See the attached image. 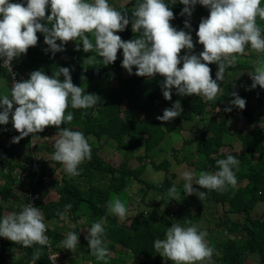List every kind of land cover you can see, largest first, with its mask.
Instances as JSON below:
<instances>
[{"label":"clouds","instance_id":"obj_1","mask_svg":"<svg viewBox=\"0 0 264 264\" xmlns=\"http://www.w3.org/2000/svg\"><path fill=\"white\" fill-rule=\"evenodd\" d=\"M172 1L185 6L180 13L181 16L185 15L183 19H174V13L165 0H137L131 16L111 6L108 0H27L26 6L23 3L0 0V67L7 68L11 77L9 95L5 93L0 97V125H7L9 118L12 119L13 128L20 134L13 137L12 143H19L21 139L30 135L31 143L35 142L33 146L35 149L41 143L46 145V141L55 144L52 159L64 166L55 168L60 177L63 176L64 169L70 176L79 175L78 166L85 159L91 160V147L81 131H73L65 127L58 131L56 134L58 136L50 134L43 138V141L33 137L34 134L43 132L46 127L54 126L59 129L62 124L73 121V113L66 114L69 99L73 109H88L101 104L99 95L84 94L81 86L73 84L70 69L67 67H59L52 76L36 70L29 74L28 79L18 81L23 68L20 73V70H15L13 62L16 63L15 59L22 54L26 55L30 47L37 45L38 32L44 34V43L48 45L45 52L51 51L54 55L64 51V45L69 41H76L75 50L79 51L82 42L83 51L90 53L94 50L102 58L104 66L114 63L117 60L118 50L122 49V67L130 75L133 74V66H135L137 76L153 78L159 74L164 78L161 89L166 100L172 99V90L175 89L178 96H202L207 101H214L222 91L218 81H223L226 69L234 66L238 59L246 54V46L250 45L255 52L264 53V36L261 27L257 24V18L264 20L261 0ZM197 3L209 9V16L201 19L196 32L198 43L203 45V51L199 55L180 56L183 49L192 52L193 37L189 32L177 30L170 23L175 22L178 25L184 20L185 28H190L189 20L193 19L191 15ZM49 6L50 15H46ZM44 20L46 24L41 23ZM130 21L133 33L137 32L141 35L139 38L124 41L115 33L123 32ZM88 34L95 38V46ZM57 41L60 43L58 44ZM181 62L183 66L178 67ZM11 64L14 77L11 74ZM210 64L218 66L216 79L211 77V68L208 66ZM61 75L64 77L63 82L59 79ZM251 78L252 89L257 85L264 89V60L256 62ZM81 79L85 78L82 76ZM5 89H7L6 84ZM2 93L0 91V95ZM231 95L235 97L230 101L231 105L241 110L250 106L251 101H247L248 105H246V100L237 93L232 92ZM14 106H17L15 111H13ZM210 109L211 107L208 106L207 111ZM257 109L255 105V110ZM231 110V107L225 109L228 112ZM182 111L181 103L177 100L172 107L164 109L163 114L156 119L170 122L180 116ZM254 120L249 121L250 128L243 136L253 132L255 127L264 134L256 114ZM260 137L255 138L252 144H259ZM31 143L30 148H32ZM30 153L33 154V159L28 161L26 170L17 176V181L22 184L36 183L43 169L44 163L40 160V154L37 155L36 150ZM216 165L219 171L200 172L195 184L216 191H224L228 186L235 187L237 179L233 169H238L239 161L229 155L226 159L217 160ZM46 166L54 167L52 163H46ZM182 176L186 181L183 185L185 194H195L203 201L207 193L197 191L193 187V174L184 172ZM42 193L41 190L29 191L28 200L21 206L20 212L5 215L0 220V237L25 248L33 245L45 247L48 264L62 262L72 252L76 257L81 256L78 250L82 247L84 252L89 249L88 255H93L99 264H112V251L115 257L117 256L115 261L120 258L123 264L125 260L122 259L128 258L131 262L135 257L130 250L119 245H114L112 248L113 242L106 238L104 225H107V218L117 216L121 220L118 222L129 226L136 215L146 213L148 208L141 209L130 217L129 221L123 222L127 210L118 196L108 201L105 213L102 214L101 210L93 212L98 215L97 220L95 215L90 216L88 213L93 220L90 221L86 218L87 215H83L87 223L79 224L71 217L67 220L64 213H58L61 218L56 217L49 221L45 217V208L54 199L42 196ZM168 195L175 199L177 195L175 186L169 189ZM71 207V204L65 206L66 210ZM185 223L190 226L172 224L168 227L164 239L154 241L156 253L166 260H171L173 264L210 262L214 249L206 240V230H199L191 220ZM54 224L62 228L58 242L53 244L49 229ZM84 238L87 241H84ZM87 242L88 247L85 246ZM63 252L67 255L63 256ZM121 254L124 255L123 258L120 257ZM19 255L24 258V252ZM40 256V250H35L33 264H36Z\"/></svg>","mask_w":264,"mask_h":264},{"label":"trees","instance_id":"obj_2","mask_svg":"<svg viewBox=\"0 0 264 264\" xmlns=\"http://www.w3.org/2000/svg\"><path fill=\"white\" fill-rule=\"evenodd\" d=\"M9 2L27 5V0H9ZM136 2L137 0H132L119 7V0H111L110 5L119 11L127 12L131 16ZM165 2L169 4L173 11L174 19L185 17V15H180L185 7L183 4L175 3L172 0H165ZM261 6L264 7V0H261ZM50 11L49 6L46 9V15H50ZM41 23L46 24L47 22L44 20ZM257 24L261 27L262 36H264V20L257 18ZM115 34L119 35L124 41L139 38L141 35L137 32L133 33L131 21L123 32ZM37 36V45L30 47L26 55L22 54L24 56L22 66H19L18 63L14 65L17 71L23 68L18 81L28 79L29 74L36 70H41L46 75L52 76L53 72L57 71L59 67H67L70 69L73 84L81 86L84 89V94L99 95L101 104L88 109H73L69 99L66 114L68 112L73 113V121L62 124L59 129L54 126L46 127L43 132L36 133L33 137L43 141L46 136L65 127L73 131H81L91 147V160L85 159L78 166L79 175L70 176L64 169L63 176L60 177L55 168L63 165L52 159L55 144L46 141V145L41 143L35 149L42 158L40 160L44 163L40 177L36 183H19L17 176L26 170L28 161L33 159V154L30 152L22 154L10 144V139L12 140L13 137L20 135L13 128L12 123L11 125H0V133L4 134V137L0 139V162H3V168L5 167L0 173V220L5 215L13 212L19 213L22 210L21 206L28 200L29 191L41 190L43 192L42 196L48 197L51 195L49 199H54L45 208L47 220L51 221L56 217L59 219L61 216L58 213H64L67 220L71 217L75 221L78 217L88 215L90 210L92 212L101 210L102 214L105 213L109 200L123 195V191L131 185L143 184V198L149 189L154 188L161 194L160 199L157 203L152 204L151 209L146 213L136 215L129 226L116 221L115 218H111L112 221L107 218V225H104L105 236L113 242L112 248L114 245H119L130 250L137 261L150 262L155 259L154 256L159 258V253H156L154 248V241L164 239L168 227H171L172 224L188 227L190 225L185 222L191 220L192 224L197 223L196 226L199 230L203 231L205 229L207 235H211L214 239L210 242L206 236L209 246L214 249L210 264H264V208L261 211L257 210L254 214L252 213L257 203H264V134L255 127L253 132L247 133L245 136H239V139L242 140V147L239 150L229 151L230 145L225 142V139L233 133L229 132L228 120L225 119L224 122L220 123L217 120L221 118V115L229 117V112L225 109L230 106L221 103L220 100L228 98L232 91L230 89L223 90L225 84L218 81L223 91L217 95L214 101H207L202 96H178L175 89L172 90V99L166 100L161 89L164 78L159 74H156L153 78L137 76L135 75V66H133V74L130 75L122 67V49L118 50L117 60L114 63L104 66L102 58L94 50L90 53L83 51L82 42H80L79 51L75 50L77 42L69 41L64 45V51L53 55L51 51L45 52L48 45L44 43V34L38 32ZM91 41L95 46V38ZM57 43L59 44L60 41H57ZM194 50H196V46H194ZM183 55L185 54H182L181 51L180 56ZM182 66L181 62L178 67ZM208 66L211 68L212 79H216L217 65L210 64ZM247 66L251 65H246L241 61L236 64V68ZM4 73H7L4 82H6L7 89H9L11 83L10 73L7 68L1 66L0 74ZM82 76L85 79L82 80ZM59 79L63 82V75ZM238 81L242 80L239 79ZM244 87V93L239 95L241 98L246 101H254L252 98L257 96L256 103L264 99V89H261L259 85L252 89L250 82L246 81ZM177 100L180 101L183 109L181 115L176 117L180 122H189L195 117L204 119V127L199 128L194 137L189 139V141H195V146L189 148L191 154L185 153L179 157V155L173 153L177 163L179 160H185L193 164L196 161L194 158L200 157V160L204 162V169L209 170V173H215L219 171L216 161L226 159L229 155H232L239 161V166L238 169H233L237 179L235 187L228 186L224 191H216L204 189L194 184L193 187L197 191L207 193L206 198L201 201L197 195H194L190 202L197 204V212L193 215L188 214L186 220H180L176 223L172 216L173 213L169 210H171V206L175 207L176 203L175 211L177 212L180 206L176 199L168 195L169 189L177 186V180L173 181L170 178L173 174L165 173V180L159 182L158 185H154L138 176L141 170L140 164L132 167L129 165V161L134 153L140 149L142 154L136 155L138 159H145L151 167L158 170L169 171L170 163L166 157L159 164H156L152 159L153 156L160 154L168 144V142L164 144L163 141L165 136L163 123L165 121L152 120L149 117L159 109L172 107ZM208 106L211 109L207 111ZM234 109L239 108L234 106ZM139 111L144 114V119L138 117L137 112ZM241 111L246 113L249 121H255L254 117L251 116L250 106H246ZM208 112H210V115L206 117ZM224 129L228 130L226 137L223 135ZM259 136H261L259 144H252L253 140ZM20 141L25 142L27 148H29L31 136L29 135ZM106 141L112 143L122 155L118 163L108 161L99 154V150ZM184 145L185 143L182 149ZM147 162H142V165L147 164ZM46 163H52L54 167H47ZM184 193L182 189L181 196ZM3 202L6 205H3ZM68 204H71L72 207L66 210L65 206ZM216 204H220L219 207L222 208V233L226 237L222 242L216 241L215 235L210 233L209 222L203 212V208H215ZM78 212L81 213L77 214ZM228 214L243 215V219H238L237 223V221L227 216ZM88 220L92 221L93 217H88ZM61 228L62 226L54 224L49 229L53 244L58 242ZM5 248L8 252L17 251L16 249L19 250V253L24 252V258L20 257L18 260L11 261L5 258L3 253H0V264H33L34 251L37 249L40 250L41 256L36 264H48L45 256L46 249L41 245L25 248L20 244L0 237V249L4 250ZM84 251L83 247L78 250V254L81 256H77V262H81V260L85 262L89 258L92 260V264H99L93 255H82ZM62 255L66 256L67 253L63 252ZM254 256L255 259H253ZM247 260H250V262L246 263Z\"/></svg>","mask_w":264,"mask_h":264},{"label":"rangeland","instance_id":"obj_3","mask_svg":"<svg viewBox=\"0 0 264 264\" xmlns=\"http://www.w3.org/2000/svg\"><path fill=\"white\" fill-rule=\"evenodd\" d=\"M132 0H119V7L122 5H125L127 3H129ZM180 2V0H177ZM111 0H108V3L110 4ZM209 16V9L200 5L199 3H197L194 7V10L192 12L191 17L193 19L189 20L191 27L190 28H185V24H184V20L180 21V23L178 25H176V23H170L173 27H175L177 30H184L185 32H189L192 37H193V43L194 46H196V50H192L191 53L188 52L187 49H183L182 50V54H195V55H199L200 52L203 51V45L198 43V37L196 35V32L198 30V26L199 23L201 22V20H199L198 18H207ZM195 19H198L195 21ZM196 23V24H195ZM90 40H93L94 37L93 36H89ZM76 42V41H73ZM72 42V43H73ZM245 55L240 57L237 61L236 64H239L240 61L243 62L246 65H251V66H247V67H242V68H236V64L234 66H231L229 68H227V70L225 71V78L222 81L225 84V87L223 88V90H228L230 89L232 92L237 93L238 95H242L245 91V87H244V83L250 82V84L252 85L253 81L251 78V74H254V67L255 64L258 60H264V53H258L255 52L254 50L251 49L250 46H246L245 49ZM24 60V56H20L19 58L15 59L16 63H20L19 66H22V61ZM13 64L15 65V63L13 62ZM12 66V64H11ZM216 69H218V66H216ZM18 73V72H17ZM21 73V70H20ZM7 78V73L4 74H0V91L3 92L0 97H2L3 94H8L9 95V89H5V84L6 82H4V80ZM239 79H241L242 81H238ZM222 90V91H223ZM221 91V92H222ZM220 92V93H221ZM229 94L228 98H224L223 100H220L221 103L227 104L229 105L232 110L229 112V117H225L221 115V118H219V120H217L218 123L220 122H224L225 119L228 120V128H229V132L233 133V134H229L230 137L225 139L226 143H229L230 147H229V151L231 150H239L242 147V140L239 139V136L241 137V135H243L249 128H250V122L248 119V116L246 115V113L242 112L241 110L234 109V106L230 104V101H232L235 97H233L231 95V93ZM219 93V94H220ZM253 97V96H252ZM231 98V99H230ZM254 100L251 101L252 105H250V111H251V116L254 117V114H256L259 119H260V125L263 127V131H264V99H261V102H255L257 100V96H254L252 98ZM246 105H248V102L246 101ZM255 105L257 106V110H255ZM163 110L164 109H159L156 112H153L149 118H151L152 120H157L156 117L157 116H161L163 114ZM210 112L207 113L206 117H209ZM124 117H126L125 114H123ZM137 115L139 118L144 117V114L139 111L137 112ZM154 117V118H152ZM160 121V120H159ZM206 122V121H205ZM12 123V119L9 118V123L7 125H11ZM165 128V136L163 138L164 144L166 142H168V144L166 145L165 149H163L160 154L153 156L152 159L156 164H159V162L166 157V159L169 160V171L165 172L163 169H156L151 167L150 164H148V162L144 159V160H140L138 159V156L136 157V155L142 154V150L138 149L134 155L132 156V158L129 161V165L132 167H135L137 165L140 164V173L138 174V176H140L142 179H144L145 181H149L151 183H153L154 185H158L159 182H162L165 180V173H172L173 176L170 177V175H168L173 181L177 180V195L175 196L176 202L179 204V208L178 211L176 212V203H175V207L171 206V210H169L170 212H172V216L174 218V221L177 223L180 220H186V216L188 214H195L197 212V207H196V203H191L190 200L192 199V197L195 195H186L185 193L181 196L182 194V189L184 190L183 185L186 183V181L183 179L182 174L184 172H191L193 174V183L195 184V180L199 178V174L200 172H209V170H205L204 169V162H202L200 160V157H196L194 158L195 163L190 164L185 160H182L177 163V160L174 158L173 153H175L176 155L182 156V154H191L189 148L190 147H194L195 146V141L191 140L189 141V139H192L194 137V134L196 131L199 130V128L204 127V119L202 117H198L189 122H185L182 123L180 122L177 118L173 119L170 122H165L163 123ZM58 132L56 133H52L51 136H58L56 135ZM228 134V130L224 129L223 130V135L226 137V135ZM196 135H198V133H196ZM4 137V134L1 132L0 133V139ZM231 140V141H230ZM184 148L182 149L183 144ZM10 144L17 148L19 150V152H21L22 154L24 153H29L35 150V148L33 146H35V142L31 143L32 148H27L26 147V143L25 142H21L19 141V143H12V140L10 139ZM99 154L107 159L108 161H112L114 163H118L119 160L121 159L122 155L116 150V148L114 147V145L112 143H110L109 141H106L103 146L101 147V149L99 150ZM257 154V153H256ZM39 155V154H37ZM193 159V158H192ZM147 162V164L142 165V162ZM52 166V165H50ZM5 168V167H4ZM3 168V162H0V173L2 171ZM212 169V168H211ZM1 178V175H0ZM9 183V182H6ZM193 184V185H194ZM241 184H243V182H241ZM144 185L143 184H138L137 186H130L129 188H127L126 190L123 191V195H121V201L125 204L126 210H127V215L125 217V219L123 220V222H126L130 220V217H133L138 211H140L141 209H151L152 204L157 203L160 199V195L159 192H157L154 188L153 189H149L148 192L145 194L144 198L142 197V187ZM51 196V195H50ZM50 196H48L47 198H49ZM188 206H185V205ZM3 205H6L5 202H3ZM220 204H216L215 208H203V212L205 217L208 219L209 222V229H210V233H213L215 235V239L216 241L219 240L220 242L225 240V235H223L222 233V223L221 221L223 220L222 218V208L219 207ZM257 207V208H256ZM12 208V206H11ZM264 208V203H257V205L255 206L254 210H253V214L256 213V211H261ZM176 212V214H175ZM81 212H78L77 214H79ZM90 216H94L97 220L98 215L94 214L92 211L89 212ZM87 215L86 218L88 219V217L90 218V216ZM115 216V215H114ZM227 216L231 217L232 220L237 221L238 223V219H243V215H230L228 214ZM115 218L117 219V221H121L119 217L115 216ZM77 222L79 224H84L85 220V216L82 217H78ZM87 223V222H85ZM194 225H196L197 223L194 222ZM205 230V229H203ZM72 232V231H71ZM69 233V232H68ZM67 233V234H68ZM207 240L212 242L214 241L213 237L210 235H207ZM84 241H87L84 238ZM86 247H88V242L85 244ZM10 248V247H9ZM108 248V246H107ZM79 249V248H78ZM90 252L89 249H86V252L83 253V255H87ZM0 253H3V255L5 256V258L11 260V261H15L16 259H18L20 257L19 255V250L17 251H12V252H8L7 248L0 249ZM121 258L124 257L123 254H121L120 256ZM76 256L75 254L72 252L71 255L68 258H64V261L62 262H57V264H65L67 261L68 264H80L81 262H84V260L81 262H77L76 260ZM111 258H112V264H123L121 259L119 258L118 260L115 261V259H117V256L115 257V254L111 253ZM155 259H152L150 262H139L136 261V258L133 257L131 262L128 258L126 259H122L125 260L124 264H131L133 262H135L134 264H173V262L171 260H166L164 257H162L159 254V258H157L156 256H154ZM256 257L254 256L253 259H255ZM108 261H110V259H107ZM115 261V262H114ZM250 260H247L246 263H249ZM82 264V263H81ZM83 264H92V260L87 258L86 262H84ZM204 264H210L209 261H205Z\"/></svg>","mask_w":264,"mask_h":264},{"label":"built area","instance_id":"obj_4","mask_svg":"<svg viewBox=\"0 0 264 264\" xmlns=\"http://www.w3.org/2000/svg\"><path fill=\"white\" fill-rule=\"evenodd\" d=\"M11 68H12V66H11ZM11 74H12L13 77L15 76V73H14L13 68H12ZM16 107H17V106H14V107H13V111H15V108H16Z\"/></svg>","mask_w":264,"mask_h":264},{"label":"crops","instance_id":"obj_5","mask_svg":"<svg viewBox=\"0 0 264 264\" xmlns=\"http://www.w3.org/2000/svg\"><path fill=\"white\" fill-rule=\"evenodd\" d=\"M199 20H201L202 18H198ZM198 19H195V20H198Z\"/></svg>","mask_w":264,"mask_h":264}]
</instances>
